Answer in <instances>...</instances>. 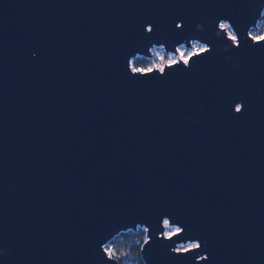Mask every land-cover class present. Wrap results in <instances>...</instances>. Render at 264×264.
Returning a JSON list of instances; mask_svg holds the SVG:
<instances>
[{"label": "water", "instance_id": "95a60500", "mask_svg": "<svg viewBox=\"0 0 264 264\" xmlns=\"http://www.w3.org/2000/svg\"><path fill=\"white\" fill-rule=\"evenodd\" d=\"M263 13L0 0V264H119L105 245L139 226L146 264H264ZM193 41L187 64H131Z\"/></svg>", "mask_w": 264, "mask_h": 264}, {"label": "rangeland", "instance_id": "374dc122", "mask_svg": "<svg viewBox=\"0 0 264 264\" xmlns=\"http://www.w3.org/2000/svg\"><path fill=\"white\" fill-rule=\"evenodd\" d=\"M222 24H227V22H223ZM229 33H231L232 35H234L233 31L231 30V28L229 27ZM251 34L255 37H262L264 36V26H263V23L261 21H258V23L250 30ZM205 44L201 43V42H198V41H193L191 46H185V45H182L178 48L177 52L174 53V52H167L165 51V49L162 47V46H154L152 48V56L150 57H146L149 61V65L147 66H143V65H140L138 67H136L134 65V60L137 58V57H142L140 55H136L132 61H131V64L133 65V67L135 68H139V69H142V70H145V69H149V68H152V67H159V68H162L163 65L167 62H172L174 60H177L179 58H182V59H187L188 56L197 51V50H200L202 48H204ZM179 227L177 225H169L167 224L166 225V234H171L172 232L176 231ZM144 229L145 230V227L144 226H139L136 230H142ZM146 237V236H145ZM196 244L195 241H189V242H186V243H180L178 245V248L179 249H185L187 247H190L192 245ZM107 251L109 254H113L115 252V246H113L112 243H107L105 245ZM124 259H128V261L130 262L131 259L127 258V256H124Z\"/></svg>", "mask_w": 264, "mask_h": 264}, {"label": "trees", "instance_id": "16d2710c", "mask_svg": "<svg viewBox=\"0 0 264 264\" xmlns=\"http://www.w3.org/2000/svg\"><path fill=\"white\" fill-rule=\"evenodd\" d=\"M264 26V13L262 14L260 20ZM148 59L146 57H137L134 60V65L136 67L143 65H149ZM146 231L142 230H125L117 234L108 243H112L115 246V252L111 255L119 259V264H146L140 253L141 245L145 240ZM124 256L131 259H124Z\"/></svg>", "mask_w": 264, "mask_h": 264}, {"label": "snow or ice", "instance_id": "6c2138e0", "mask_svg": "<svg viewBox=\"0 0 264 264\" xmlns=\"http://www.w3.org/2000/svg\"><path fill=\"white\" fill-rule=\"evenodd\" d=\"M220 27L223 28V29H225V30H227V29L229 28V25H227V24H222ZM229 35L231 36V39H232L234 42L237 41V37H236L235 35H232L231 33H229ZM260 39H261V40H264V37H260ZM206 50H207V49H200V51H206ZM184 63L187 64V63H188V59H184ZM134 71H140V70H139V69H134ZM236 111H240V109L237 108ZM179 231H180V230L177 229V232H179ZM173 234H175V233H173ZM191 247H192V248H198V247H200V245H199V244H194V245H192ZM184 250L187 251L188 249H184Z\"/></svg>", "mask_w": 264, "mask_h": 264}]
</instances>
